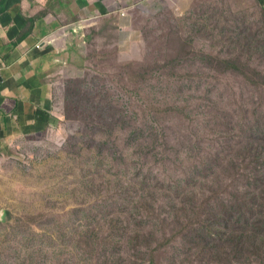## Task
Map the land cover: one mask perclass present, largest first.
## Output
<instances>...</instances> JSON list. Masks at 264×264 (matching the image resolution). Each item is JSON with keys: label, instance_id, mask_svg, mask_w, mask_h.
<instances>
[{"label": "rangeland", "instance_id": "rangeland-1", "mask_svg": "<svg viewBox=\"0 0 264 264\" xmlns=\"http://www.w3.org/2000/svg\"><path fill=\"white\" fill-rule=\"evenodd\" d=\"M15 2L5 1L7 8ZM256 6L254 0H144L114 33L88 42L89 52L78 49V70L56 85L47 111H29L33 119L0 160V264L7 256L29 264L34 230L45 249L40 264H77L65 233L85 226L91 213L108 212L126 189L154 199L165 223L203 228L208 249L220 245L222 204L236 205L241 189L264 192V151L243 153L261 142L252 128L264 130L248 103L250 93L264 102V44L255 35L245 39L263 30ZM168 30L173 49L181 41L187 47L179 66L152 68L146 56ZM191 233L180 238L192 261L181 263L179 240L178 264H205L203 242ZM214 247L218 255L222 248Z\"/></svg>", "mask_w": 264, "mask_h": 264}, {"label": "trees", "instance_id": "trees-1", "mask_svg": "<svg viewBox=\"0 0 264 264\" xmlns=\"http://www.w3.org/2000/svg\"><path fill=\"white\" fill-rule=\"evenodd\" d=\"M5 1L0 2V13L7 9L8 4ZM254 2L258 5L255 8L263 15L261 18L263 30H258L256 34H246L245 39L255 35L260 37L256 40L257 44H264V0H254ZM140 9L144 8L141 6ZM34 21L35 19H29V31L33 28ZM172 34L171 30L165 31L159 44L152 47L145 59L147 65L155 69L179 66L180 52L187 47V43L181 41L180 49H173ZM88 44L87 52H89ZM260 52L264 57V48ZM243 53L247 56L251 55L249 50ZM67 79L68 82L80 81L79 78ZM257 98L253 101V94L250 93L248 103L252 102L253 115L259 113L258 118L262 116L260 121L264 124V102L261 101L260 95ZM256 130L252 128V137L257 140L256 136L262 134L261 142L264 141V130L258 129L257 132ZM261 142L250 150L244 149L243 153L250 156L252 151L255 153L259 150L264 151ZM249 191L251 190L237 191L236 205L232 201L226 202L228 206L222 204L225 212V233L220 239V245L213 242L214 246L222 248L218 255L215 254L214 246L211 249L207 248L208 241L203 239L200 233V229L203 228L196 227L193 223H186V227L165 223L160 218L164 213L157 211L158 203H155L154 199L135 198L127 189L119 194V200L108 212L100 210V217L91 213L93 214V218L89 217L91 221L85 226L75 228L72 232L69 231V234L65 233L64 237L66 240L70 239L68 244L72 243L77 250V264H178L175 243L179 240L182 242V252L185 255L181 263L192 261L189 250L185 248L183 239L180 238L183 232L187 231L192 232L190 235L194 236L198 243L203 242L200 251L203 252L205 264L213 257L217 259V264H229L227 261L235 258L238 259V264H264V192L249 193ZM169 205L174 207L171 201ZM209 216L217 218L213 213ZM34 222L36 221L33 218L29 220V224H35ZM39 235L40 232L36 230L31 231L29 235V241L33 240L29 250V264H40V260L45 256V249L36 245L35 239ZM11 257L13 256H7L6 264H12ZM20 264H27L26 260Z\"/></svg>", "mask_w": 264, "mask_h": 264}, {"label": "crops", "instance_id": "crops-1", "mask_svg": "<svg viewBox=\"0 0 264 264\" xmlns=\"http://www.w3.org/2000/svg\"><path fill=\"white\" fill-rule=\"evenodd\" d=\"M143 1L16 0L0 13V160L33 114L48 110L67 72L78 70V49L114 33L121 12ZM29 19H35L30 31Z\"/></svg>", "mask_w": 264, "mask_h": 264}, {"label": "clouds", "instance_id": "clouds-1", "mask_svg": "<svg viewBox=\"0 0 264 264\" xmlns=\"http://www.w3.org/2000/svg\"><path fill=\"white\" fill-rule=\"evenodd\" d=\"M125 13H127V14H128V12H127V11H125ZM125 13L122 11V12H121V15H122V16H123V15H124V16H126V14H125ZM121 15H120V16H121Z\"/></svg>", "mask_w": 264, "mask_h": 264}]
</instances>
